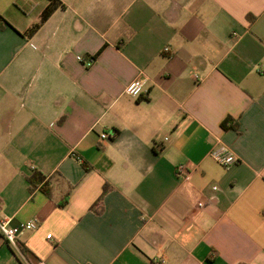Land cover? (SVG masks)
<instances>
[{"label": "crops", "instance_id": "crops-1", "mask_svg": "<svg viewBox=\"0 0 264 264\" xmlns=\"http://www.w3.org/2000/svg\"><path fill=\"white\" fill-rule=\"evenodd\" d=\"M61 1L0 0V264H264V0Z\"/></svg>", "mask_w": 264, "mask_h": 264}, {"label": "built area", "instance_id": "built-area-1", "mask_svg": "<svg viewBox=\"0 0 264 264\" xmlns=\"http://www.w3.org/2000/svg\"><path fill=\"white\" fill-rule=\"evenodd\" d=\"M169 48L166 47L165 50H168ZM78 60L81 61L85 66L89 67L91 66L95 59L93 57H87L85 58L82 55L77 56ZM145 91V80L142 79H135L132 82H130L126 88L125 93L128 95L139 98L142 96V94ZM115 132L113 131H107L103 132L100 135V139L103 141L105 139H109L113 136H115ZM212 156L224 167L228 168L235 163L238 162V158L232 154L229 149L226 146H220L212 151ZM177 174L183 177H186L188 174V167L185 164H180L177 166ZM214 189H217L218 186H214ZM199 206H203V202L198 203ZM39 220L38 219H32L28 222L20 223L18 225H12L11 220L9 218H2L0 219V233L4 237V239L12 246H18V239L20 235H22L26 231L34 230L38 227ZM49 238H51L52 234L47 235ZM37 264H48L47 262L40 261Z\"/></svg>", "mask_w": 264, "mask_h": 264}, {"label": "trees", "instance_id": "trees-1", "mask_svg": "<svg viewBox=\"0 0 264 264\" xmlns=\"http://www.w3.org/2000/svg\"><path fill=\"white\" fill-rule=\"evenodd\" d=\"M59 6H62V7L64 6L61 0H49L48 6L42 12L41 20L35 23L32 27H30L26 32H24V34L28 36L34 34ZM5 22L6 20L2 16H0V26H2ZM100 51L96 53L94 56H92L93 59H96ZM230 120L231 119L228 118L227 120L224 121L223 123L224 128H229L228 122H230ZM28 182H29V187L31 191H34L38 186H40L41 189L49 197L52 196L50 182L46 180V176L42 172L34 171L33 174H31L28 177ZM108 188H109L108 184H105L103 188V192H106ZM67 200H68V195L60 202V206H64ZM99 202L100 200L98 201V203Z\"/></svg>", "mask_w": 264, "mask_h": 264}]
</instances>
